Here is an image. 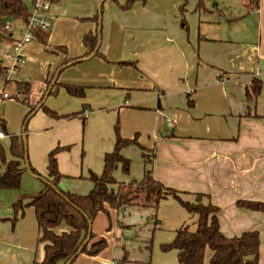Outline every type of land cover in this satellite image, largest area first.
<instances>
[{
  "label": "crops",
  "instance_id": "obj_1",
  "mask_svg": "<svg viewBox=\"0 0 264 264\" xmlns=\"http://www.w3.org/2000/svg\"><path fill=\"white\" fill-rule=\"evenodd\" d=\"M108 1L61 0L53 4L47 16L51 28L37 29L34 39L22 49L23 63L12 80L5 79L6 73L0 79L3 102L13 96L23 101L16 82L30 83L23 125L31 108L38 105L27 122V133L24 127L13 133L8 117L0 111L6 134L0 149L6 160L13 159L11 138L16 137L26 145L24 175L43 181L31 168L47 177L51 151L67 148L56 156L64 178L59 186L65 192L87 195L93 183L74 180L102 174L104 157L114 150L115 125L119 123L122 137H137L144 148L131 145L122 151L132 167L128 175L121 168L116 171L119 183L140 181L151 167L154 179L181 192L184 200L193 202L195 194L208 196L204 202L220 209V230L226 237L259 233L260 264H264V214L237 206L244 200L264 202V0H258L256 6L249 0H233L234 4L230 0L201 4L190 0L191 13L183 16L189 25H181L188 36L179 28L177 17L184 0L157 4L153 0L150 5L145 1L144 7L135 4L138 11L145 7L156 10L153 17L162 28L159 36L145 29L155 27L143 21L152 16L149 11L140 17L113 12V2L104 12L102 27L103 6ZM14 22L8 23L10 38L0 41L3 68L10 64L1 53L11 52L23 38L25 23L18 21L16 35ZM90 32L102 35L98 51L103 57L93 54L63 66L65 60L88 53L83 38ZM44 34H48L45 43ZM135 43L144 49L131 50ZM120 62H133L136 68ZM53 76L48 87L47 80ZM58 84L85 87V97H72L64 88L53 95ZM8 86L11 93L4 99ZM258 87V95H254ZM43 105L58 116L81 115L56 119L43 111ZM144 155L153 157L151 166L147 163L151 157L147 161ZM1 191L0 264L41 262L44 245L38 241L34 209L26 207L14 228L11 223L13 204L29 193L11 192L7 199L6 190ZM109 215L100 213L92 226L98 239L107 240L108 248L96 257L80 255L73 264H180L177 251L163 252L161 247L171 243L182 227L196 230L197 217L172 198L163 200L157 210L126 207L109 209ZM65 227L56 232L68 231ZM212 254H207L209 260L205 258L204 264H210Z\"/></svg>",
  "mask_w": 264,
  "mask_h": 264
},
{
  "label": "trees",
  "instance_id": "obj_2",
  "mask_svg": "<svg viewBox=\"0 0 264 264\" xmlns=\"http://www.w3.org/2000/svg\"><path fill=\"white\" fill-rule=\"evenodd\" d=\"M57 4L61 0H49ZM145 0H128L120 8L128 11L138 2ZM117 3V1L115 0ZM251 5H257L258 0H249ZM33 0H0V41L10 38L11 32L8 23L4 18L10 17L12 21L27 23L31 15ZM94 19V18H93ZM95 19L100 21V13ZM100 32L88 33L83 38V44L88 48V53L77 60L64 61L63 66L78 63L93 54L103 57L99 51ZM48 38L44 34L43 43ZM121 66L136 67L133 62H120ZM6 70L0 63V79L5 76ZM54 76L47 80L48 87L54 81ZM17 90L24 96L23 104H27L28 96L31 93V85L25 81L16 82ZM64 88L68 95L75 98L85 97V87L67 84H58ZM258 90V91H257ZM253 91L258 95L260 87ZM247 97H250L248 93ZM38 106V105H37ZM31 108L30 113L24 121V132L27 133V122L35 112L36 107ZM50 117L56 119H74L80 113L66 116H58L55 112L41 107ZM2 122V121H1ZM4 128V123L2 122ZM10 153L11 161H7L4 152L0 149V189L6 191L19 190L22 184V177L26 172L23 166L26 155L25 144L16 137L11 138ZM136 145L141 150L144 148L138 143L137 137L125 139L121 135L120 124L115 125V147L111 153L104 157V169L102 174L91 173L88 180L93 183V189L87 195H76L63 191L59 184L63 176L59 172L57 154L67 148L57 147L51 151L48 157V176L42 177L36 170L31 172L43 179L44 188L32 194H24L13 204L14 216L13 225L16 224L21 212L26 207H32L35 212L39 228V243L44 245V259L33 264H73L80 255L96 257L108 248L105 238H97L92 231V226L100 213L108 217L109 209L121 210L126 207L152 208L157 210L163 200L172 198L176 200L188 213L197 217L196 230L191 231L188 226L176 231L175 238L171 243L161 247L163 252L177 251L180 264H204L207 249L212 251L210 264H260V235L257 231L244 232L238 237L228 238L220 230L218 214L220 209L210 202H204L209 198L204 194L193 195V202L184 200L183 194L173 188L165 187L156 181L152 175V168L145 171L144 178L140 181L130 183H119L115 178L116 171L121 168L122 172L128 175L131 171V161L124 157L122 151ZM147 163L152 164L153 157L143 156ZM25 201H28L25 204ZM240 208L260 211L264 214V202L238 201ZM154 219L156 217L154 216ZM66 226L68 231L58 234L57 229Z\"/></svg>",
  "mask_w": 264,
  "mask_h": 264
},
{
  "label": "rangeland",
  "instance_id": "obj_3",
  "mask_svg": "<svg viewBox=\"0 0 264 264\" xmlns=\"http://www.w3.org/2000/svg\"><path fill=\"white\" fill-rule=\"evenodd\" d=\"M119 2H114L113 0H109L106 4H104V6H103V17H102V27L104 26V12H108L107 10V7H108V5H111V2H113V4L111 5V10L114 12V10H121V11H124V10H122L121 8H120V4L122 5H124L125 4V2H127L128 0H124V2H121V0H118ZM146 1V4L147 3H149V5L151 4L150 3V1H153V0H145ZM204 1V3L206 2V0H200L199 1V3L201 4L202 2ZM233 0H230V3H232V4H234L233 2H232ZM140 1H138V2H136L135 4L137 5V4H141L140 6L141 7H144L143 5H145L144 4V2L143 3H139ZM142 2V1H141ZM157 3H161V0H155L154 2H153V4H157ZM133 5L132 6V8L130 9V10H128V11H124V12H126V13H128V12H131L133 15L132 16H135V15H137V17H140V16H142V12H148L149 11V14L150 15H152L151 17H146V19L145 18H143V21H147V22H150L151 24H155V27L154 26H147V27H145V29H147L150 33H153V34H155V35H157V36H159L160 34H161V32H162V28H161V25H160V23L158 22V21H155V18L153 17V13H155L156 12V10H154V9H149L148 7H145L143 10H141V11H138L139 10V7L138 6H136V5ZM190 4H191V2H190V0H184V2H183V4H182V6L180 7V10L178 11V14H177V17H179L180 18V20H179V28L182 30V31H184V33L186 34V36H188L189 35V33H187V31L181 26V25H184V24H186V22H185V20H184V18H183V16H184V14L186 15V14H190L191 13V11H190ZM186 10H187V12H186ZM194 12H196L195 10H193ZM198 12V11H197ZM105 13V14H106ZM175 18V17H174ZM184 20V21H183ZM186 21H188V17H187V20ZM188 24H186V25H189V22H187ZM242 24V23H241ZM19 25H20V23H18V21H15L14 22V24H13V29H14V31H16L15 33H16V35H18L17 34V30H18V27H19ZM187 27V26H186ZM233 28V27H232ZM101 40H102V35H101ZM138 48H142V49H144L143 47H140L139 46V44L138 43H135V44H133L132 46H131V50H137ZM4 53H1V55H3ZM126 55V54H125ZM136 65V64H135ZM126 67H132V66H126ZM133 68H136V67H133ZM8 85H10V84H8ZM3 86V85H2ZM1 92H2V90H0ZM0 92V93H1ZM4 92H7V93H11V89H10V86H8L5 90H4ZM0 111L2 112V114H4V115H6L7 117H8V120H9V124H10V126H11V131L13 132V133H19L20 131H22V129H23V127H24V125L22 124V119H23V117L25 116V110L23 109V101H22V99L20 100V99H18V97L17 96H13L10 100H7V101H2L1 100V98H0ZM24 111V112H23ZM24 115V116H23ZM82 120H84V118H82ZM28 129H29V126H28ZM28 131V130H27ZM6 142V144L8 145V140L7 141H5ZM38 142V141H37ZM39 143V142H38ZM130 160V159H129ZM131 161V160H130ZM131 167H132V161H131ZM122 171V170H121ZM30 175L29 174H25L24 176H23V178H22V184H21V187H20V189L19 190H12V191H6V193H3V194H7L6 196H7V199H8V197L10 196V194H13V193H11V192H21V193H29V194H32V193H35V192H39V191H41L43 188H44V183H43V181L42 180H38V179H33V178H31V177H29ZM64 178H62V180H63ZM62 180L60 181V184H61V182H62ZM74 181H76V182H82V183H84V182H90L89 180H88V178H78V179H76V180H74ZM59 184V185H60ZM62 186V185H61ZM91 191V190H90ZM0 192H4V191H1L0 190ZM10 192V193H9ZM88 194V193H87ZM6 199V200H7ZM3 201H5V199H3ZM159 207H160V205H159ZM12 221V220H11ZM11 223H13V222H11ZM12 226H13V228L16 226V224L15 225H13L12 224ZM192 227V226H191ZM66 228V227H65ZM165 230H166V232H167V230H169L168 228H165ZM207 254H209V257H210V255H211V251L210 250H208L207 251V253H206V256H207ZM205 256V258H206V260H209V258H207ZM207 262V264H208V262L209 261H206Z\"/></svg>",
  "mask_w": 264,
  "mask_h": 264
},
{
  "label": "built area",
  "instance_id": "obj_4",
  "mask_svg": "<svg viewBox=\"0 0 264 264\" xmlns=\"http://www.w3.org/2000/svg\"><path fill=\"white\" fill-rule=\"evenodd\" d=\"M52 4L49 0H33L31 8V15L27 23H25V29L23 32V38L15 43L11 52L3 54V61L10 64L9 67H5L7 81H11L12 77L17 73L18 67L23 63L22 49L34 39V33L37 29L48 30L51 28V22L47 16L50 12ZM8 24V29H9ZM3 98H9L8 93L3 94ZM6 137L2 122L0 120V141Z\"/></svg>",
  "mask_w": 264,
  "mask_h": 264
},
{
  "label": "water",
  "instance_id": "obj_5",
  "mask_svg": "<svg viewBox=\"0 0 264 264\" xmlns=\"http://www.w3.org/2000/svg\"><path fill=\"white\" fill-rule=\"evenodd\" d=\"M2 21L4 23H10L12 21V19L10 17H8V18H4ZM25 147H26V145H25Z\"/></svg>",
  "mask_w": 264,
  "mask_h": 264
}]
</instances>
